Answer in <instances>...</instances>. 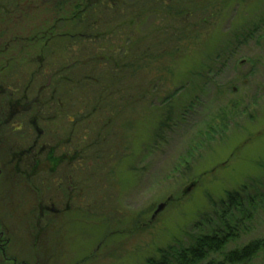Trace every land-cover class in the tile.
Masks as SVG:
<instances>
[{"label":"rangeland","instance_id":"rangeland-1","mask_svg":"<svg viewBox=\"0 0 264 264\" xmlns=\"http://www.w3.org/2000/svg\"><path fill=\"white\" fill-rule=\"evenodd\" d=\"M63 1L0 0V264H147L188 248L236 190L247 217L237 213L228 250L264 239V0L198 23L205 37L176 56L171 83L128 78L119 89L130 101L80 124L93 109L86 89L54 81L41 90L75 59L60 44L44 51L30 41ZM121 1V10L99 8L98 29L134 20L133 0ZM199 8L208 12L193 24L213 13ZM157 20L135 24L142 48L153 45ZM89 86L94 97L110 85ZM55 89L56 105L40 104ZM251 264H264V252Z\"/></svg>","mask_w":264,"mask_h":264},{"label":"trees","instance_id":"trees-1","mask_svg":"<svg viewBox=\"0 0 264 264\" xmlns=\"http://www.w3.org/2000/svg\"><path fill=\"white\" fill-rule=\"evenodd\" d=\"M237 1L241 2V0H208L206 2L205 0H133L130 5L136 14L133 17L134 20L125 19V25L121 26L117 22L110 27L104 25V30L98 29L100 26L98 24L102 21V17L98 15L99 8L104 7L111 12L115 9L118 10L121 0H65L62 4L60 2L57 6L60 16L50 18L45 23L50 28L44 29L43 32L39 31L30 41L40 44L44 42V51L45 49L46 51L50 50L49 46H53L52 43L56 47L60 44L61 51L69 54L72 59H75V62L65 65L62 61L57 68L59 72L50 76L49 83L41 90H46L47 87L53 85L54 81L57 82V85L64 83L68 86L73 83L79 89L80 87L86 89L84 90L87 92L85 101L93 109L88 115L79 116L77 124L87 120L90 116L102 114V111L115 113L121 108L118 104L123 106L131 100L128 95H123L124 91H120L119 86L128 78L131 79L139 75L149 78L148 85L155 84L158 79L162 84L165 81L166 85L168 82L171 83L167 77L170 78L171 75H174L176 69L173 70V62H175L176 56L182 49L191 50L199 44L201 36L205 37L203 30L199 29V24L212 23L214 19H217L214 16L219 14L222 16L224 8ZM242 3L244 4V2ZM44 5L46 12L50 13V7L45 3ZM126 5L123 6L127 7ZM207 5L211 7L209 10L213 11L210 15L211 18L202 17L196 21V24H193L194 16L198 19V14L202 15L208 12V9L205 11L199 7ZM155 13L158 15L157 21L162 24L158 27L153 26L155 31V34L152 32L153 45L142 48L140 45L142 40L137 38L135 24L142 23ZM119 17H122L121 13ZM119 17L117 19H121ZM116 37H119V43ZM98 41H103L108 46L107 53L98 51L97 47L100 46L95 45ZM65 42H73V47H76V49L73 48L75 52L70 51L69 45L64 46ZM115 42L120 47L117 51L113 48L116 46ZM152 49L158 53L150 51ZM84 51H86V55H84ZM55 52L57 51L55 50ZM62 72H65V75L58 79L59 73ZM107 83L110 86L100 91L98 96L92 97L89 94V85L99 86ZM110 87L118 89L113 91ZM148 92V89L144 90V96H139L136 101H145ZM56 95L57 89L54 90L50 100L45 99L44 103L39 100L40 104L45 106L46 103H49V106H55ZM11 109V115L16 114V106H11ZM243 198L242 191L227 192L224 200L213 205L212 215H205L202 224L197 225L198 229L202 231L204 228L208 230L205 231L206 233L197 236L188 248L172 249L173 253L171 254L162 252L159 260L150 259L147 264H251L256 257L264 252V239L252 241L242 249L228 250L229 245L236 241L240 235V231L237 230L239 225L237 224V213L240 212L244 217H247Z\"/></svg>","mask_w":264,"mask_h":264},{"label":"water","instance_id":"water-1","mask_svg":"<svg viewBox=\"0 0 264 264\" xmlns=\"http://www.w3.org/2000/svg\"><path fill=\"white\" fill-rule=\"evenodd\" d=\"M165 204H162L160 207H159V209L156 211V213H155V216H157L160 212H162V210L165 208Z\"/></svg>","mask_w":264,"mask_h":264}]
</instances>
